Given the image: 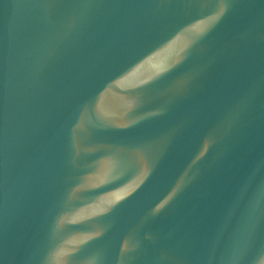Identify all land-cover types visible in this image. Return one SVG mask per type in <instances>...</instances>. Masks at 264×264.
Here are the masks:
<instances>
[{"label":"water","instance_id":"1","mask_svg":"<svg viewBox=\"0 0 264 264\" xmlns=\"http://www.w3.org/2000/svg\"><path fill=\"white\" fill-rule=\"evenodd\" d=\"M0 264H264V0H0Z\"/></svg>","mask_w":264,"mask_h":264}]
</instances>
